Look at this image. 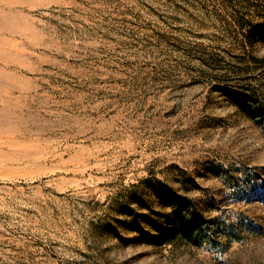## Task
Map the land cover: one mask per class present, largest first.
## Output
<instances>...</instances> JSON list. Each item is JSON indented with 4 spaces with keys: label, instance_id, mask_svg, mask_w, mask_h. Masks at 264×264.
<instances>
[{
    "label": "rangeland",
    "instance_id": "374dc122",
    "mask_svg": "<svg viewBox=\"0 0 264 264\" xmlns=\"http://www.w3.org/2000/svg\"><path fill=\"white\" fill-rule=\"evenodd\" d=\"M0 264H264V0H0Z\"/></svg>",
    "mask_w": 264,
    "mask_h": 264
}]
</instances>
